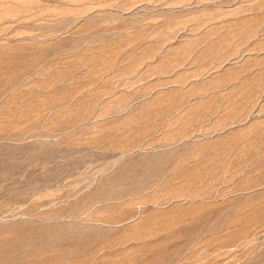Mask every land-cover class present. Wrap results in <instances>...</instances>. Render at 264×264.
<instances>
[{"label":"rangeland","instance_id":"rangeland-1","mask_svg":"<svg viewBox=\"0 0 264 264\" xmlns=\"http://www.w3.org/2000/svg\"><path fill=\"white\" fill-rule=\"evenodd\" d=\"M0 264H264V0H0Z\"/></svg>","mask_w":264,"mask_h":264}]
</instances>
